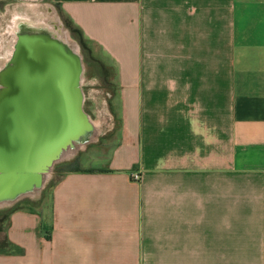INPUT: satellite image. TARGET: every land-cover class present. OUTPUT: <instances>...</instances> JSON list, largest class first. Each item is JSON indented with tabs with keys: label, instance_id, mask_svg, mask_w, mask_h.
Returning a JSON list of instances; mask_svg holds the SVG:
<instances>
[{
	"label": "crops",
	"instance_id": "crops-1",
	"mask_svg": "<svg viewBox=\"0 0 264 264\" xmlns=\"http://www.w3.org/2000/svg\"><path fill=\"white\" fill-rule=\"evenodd\" d=\"M46 3L113 68L121 124L51 213L10 211L0 264H264V0Z\"/></svg>",
	"mask_w": 264,
	"mask_h": 264
},
{
	"label": "water",
	"instance_id": "water-1",
	"mask_svg": "<svg viewBox=\"0 0 264 264\" xmlns=\"http://www.w3.org/2000/svg\"><path fill=\"white\" fill-rule=\"evenodd\" d=\"M18 57L2 77L7 88L0 93V196L32 182L89 124L76 87L78 57L28 39Z\"/></svg>",
	"mask_w": 264,
	"mask_h": 264
},
{
	"label": "rangeland",
	"instance_id": "rangeland-1",
	"mask_svg": "<svg viewBox=\"0 0 264 264\" xmlns=\"http://www.w3.org/2000/svg\"><path fill=\"white\" fill-rule=\"evenodd\" d=\"M45 4L46 0H0V59L7 54L6 51L12 39L10 26L14 21L18 22L20 18L33 22L37 19H45L55 27L60 20L61 26L67 33L66 35L63 33L64 38L72 50L80 54V60L84 65L80 81L84 93L81 109L93 121L99 122V134L95 142L87 144L73 156L55 163L51 177L39 193L23 197L12 205L0 207V244L4 243V232L8 222L5 215L8 211L16 205H24L40 211L45 208L51 213V190L61 176L64 165L74 160L77 161L78 167L79 165L95 167L105 164V159L98 157L97 154L110 149L115 143L121 124L117 106L113 101L117 88L113 68L105 63L97 46L80 34L57 5L50 4L54 9L47 13Z\"/></svg>",
	"mask_w": 264,
	"mask_h": 264
},
{
	"label": "bare ground",
	"instance_id": "bare-ground-1",
	"mask_svg": "<svg viewBox=\"0 0 264 264\" xmlns=\"http://www.w3.org/2000/svg\"><path fill=\"white\" fill-rule=\"evenodd\" d=\"M45 6H47V13L52 12L54 9V7L49 3H46ZM55 18L56 16L54 19ZM58 22L59 23L55 27L50 25L45 19H37L35 22H33L31 20H26L25 18H20L18 22L14 21L11 23L10 27L12 39L10 40L8 49L6 51L7 54L3 59H0V93L7 88L2 79L5 70L14 68L18 61V56L21 53L23 41L24 39H28L31 41L50 42L55 50H59L61 53H66L67 56L78 57L80 61V73L76 82V87L81 101L84 100V93L82 91L80 82L82 79L84 65L80 60V54L72 50L69 43L64 38L63 33L66 35V30L61 26L60 20H58ZM87 119L89 123L88 126H84L81 131L68 139V141L60 148V151L55 156L53 162L47 165L44 170H41L37 174L38 177L36 176L37 178L35 177L36 179H33V183L28 182L27 184H22L20 188H18L19 190L14 189L0 196V207L12 205L18 199L20 200L26 196H33L36 194V192L39 193V190L43 188L44 184L51 177L54 166L53 163H58L65 158L73 156L80 149H84L87 144L97 140L99 134V122L93 121L89 116H87Z\"/></svg>",
	"mask_w": 264,
	"mask_h": 264
},
{
	"label": "trees",
	"instance_id": "trees-1",
	"mask_svg": "<svg viewBox=\"0 0 264 264\" xmlns=\"http://www.w3.org/2000/svg\"><path fill=\"white\" fill-rule=\"evenodd\" d=\"M79 32H80V30L79 29H77ZM80 34H81V32H80ZM82 35V34H81ZM77 161H72V162H70V163H66L65 165H64V167H63V172H66V171H75V170H79V168H78V166H76V163ZM21 206H24V205H21ZM20 207V205H16L13 209H16V208H19ZM12 210V209H11ZM10 210V211H11ZM10 211H8V213H6V215H5V218H7L8 219V217H9V214H10ZM9 247V249L12 247V245L10 244V242L9 241H7V239L4 237V243L3 244H0V250L1 251H6V250H8L7 248Z\"/></svg>",
	"mask_w": 264,
	"mask_h": 264
},
{
	"label": "built area",
	"instance_id": "built-area-1",
	"mask_svg": "<svg viewBox=\"0 0 264 264\" xmlns=\"http://www.w3.org/2000/svg\"><path fill=\"white\" fill-rule=\"evenodd\" d=\"M137 178V177H136Z\"/></svg>",
	"mask_w": 264,
	"mask_h": 264
}]
</instances>
